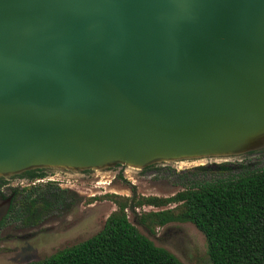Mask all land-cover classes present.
I'll use <instances>...</instances> for the list:
<instances>
[{
	"label": "water",
	"instance_id": "water-1",
	"mask_svg": "<svg viewBox=\"0 0 264 264\" xmlns=\"http://www.w3.org/2000/svg\"><path fill=\"white\" fill-rule=\"evenodd\" d=\"M261 148L264 0H0V179Z\"/></svg>",
	"mask_w": 264,
	"mask_h": 264
},
{
	"label": "trees",
	"instance_id": "trees-1",
	"mask_svg": "<svg viewBox=\"0 0 264 264\" xmlns=\"http://www.w3.org/2000/svg\"><path fill=\"white\" fill-rule=\"evenodd\" d=\"M244 169L247 167L242 164L223 163L180 172L179 177L193 173L212 177L191 183L167 198L113 194L100 197L112 201L117 210L97 234L30 264H182L142 235L127 216L128 209L168 206L173 207L141 213L139 224L154 232L170 223H191L207 241L211 264H264V168L230 174ZM46 176L45 171L36 170L18 177L32 182ZM3 184L0 179V190ZM8 191V194L0 191L1 197L11 196L9 210L0 226L10 220L24 226L35 225L48 213L66 210L77 201L74 193L54 183Z\"/></svg>",
	"mask_w": 264,
	"mask_h": 264
},
{
	"label": "rangeland",
	"instance_id": "rangeland-1",
	"mask_svg": "<svg viewBox=\"0 0 264 264\" xmlns=\"http://www.w3.org/2000/svg\"><path fill=\"white\" fill-rule=\"evenodd\" d=\"M225 162L242 164L247 167V169L230 173L233 175L263 169L264 148L233 157L228 161L188 160L155 165L151 169L138 172H130L126 168L115 166L106 174L93 175L88 172L76 180L59 181L58 183L63 185L61 189L74 193L77 201L66 210L48 213L35 225L24 226L10 220L0 226V264L39 262L59 250L79 244L97 234L106 219L117 210L112 201L99 199L100 197L111 194L120 197H132L133 195L136 197H171L191 183L212 177V175L203 176L195 173L179 177L180 172L201 166L220 165ZM26 179L18 176L2 179L4 184L0 191L8 194V188L13 186L27 187L26 184L31 181ZM90 198H95V200L91 201ZM171 207L173 206L143 207L135 211L128 209L127 216L142 235L149 238L155 246L167 250L182 264H211L207 252V241L191 223H170L156 228L154 232L148 231L139 224L138 218L141 213ZM2 214L3 209L0 210V217Z\"/></svg>",
	"mask_w": 264,
	"mask_h": 264
},
{
	"label": "built area",
	"instance_id": "built-area-1",
	"mask_svg": "<svg viewBox=\"0 0 264 264\" xmlns=\"http://www.w3.org/2000/svg\"><path fill=\"white\" fill-rule=\"evenodd\" d=\"M67 180V181H71V180H76L77 178H68V177H60V176H56V175H49V177H44L41 179H36L32 182H30L29 184H26L28 186H35L37 184H45V183H54L56 184L59 188H62L63 185L59 184V181H63V180Z\"/></svg>",
	"mask_w": 264,
	"mask_h": 264
},
{
	"label": "flooded vegetation",
	"instance_id": "flooded-vegetation-1",
	"mask_svg": "<svg viewBox=\"0 0 264 264\" xmlns=\"http://www.w3.org/2000/svg\"><path fill=\"white\" fill-rule=\"evenodd\" d=\"M154 167V166H153ZM153 167H150V168H148V169H151V168H153ZM147 169V170H148ZM88 172H86L85 174H87ZM26 180H28V179H26ZM21 184L23 185V181L21 182ZM11 188H22V187H19V186H17V187H11ZM9 189V188H8ZM8 191V190H7ZM9 192V191H8ZM4 193V192H3ZM5 194V193H4ZM1 197V196H0ZM3 199H8V198H11V196L9 197V196H7V197H2Z\"/></svg>",
	"mask_w": 264,
	"mask_h": 264
}]
</instances>
